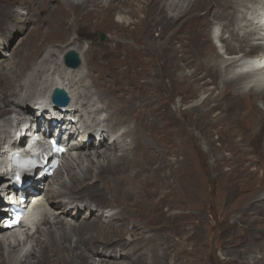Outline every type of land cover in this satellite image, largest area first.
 Wrapping results in <instances>:
<instances>
[{
    "label": "bare ground",
    "instance_id": "bare-ground-1",
    "mask_svg": "<svg viewBox=\"0 0 264 264\" xmlns=\"http://www.w3.org/2000/svg\"><path fill=\"white\" fill-rule=\"evenodd\" d=\"M65 2L74 10L73 16L65 13ZM263 20L264 0H0L1 44L8 42L14 31L26 28L28 31L22 45L28 44L30 34L40 31L49 38H56V33L63 32L64 38L54 44L69 42L77 46L75 40L65 39L71 31L82 33L81 27L96 30L103 26L109 31H134L112 37L111 52L114 54L125 55L134 46L140 57L157 58L159 62L155 67L158 65L159 69L163 68L165 57L171 58L175 65L181 63L179 68L176 67L175 80L171 79L172 74L162 75L168 77L170 83L164 86L162 81L164 96L168 99L169 92H174L177 87L184 92L192 88L200 91L198 94L202 95L198 101L186 108L180 106V115L190 112L182 130L189 137V132L197 129L211 143L215 142V136L223 148L227 147L233 162L235 176L228 189L221 190V197L229 209L218 222L215 241L222 247L225 255L222 259L226 264H264V66L260 60L254 63L256 68L252 69L251 65V70H246L242 62L244 56L261 48L264 28L258 23ZM159 22L164 25L162 38L169 37L168 41L160 42L153 35L152 26ZM179 33L180 42L176 39ZM78 37L74 35L73 39ZM26 47L25 54L28 52ZM88 50L94 52L85 49L79 69L65 68L64 72L61 60L64 50H61L56 63L61 73L54 79L44 73L45 69L54 67V59H51L54 51L48 52V59L40 58L39 64L27 75H14L20 68V72L24 69L25 62H14L10 66L4 64L6 59L1 60L0 159L8 152L5 142L7 128L17 119L36 115L34 110L38 107L32 103L36 94L50 98L55 88L68 90L71 102L78 106L81 128L85 129L80 139L76 137V146L65 156L62 168L47 180L50 181L43 191L31 197L34 200L43 197L40 205L45 209L35 230L26 224L23 239L11 240L12 231L0 235V264H169L170 247L162 253L155 252L153 246L149 257H142L143 252L142 256L133 257L143 238L163 237L170 245L174 231L168 232L174 228V218L169 212L159 218L152 216L150 219L148 216L150 220L143 231L141 225L136 224L138 218L128 213L130 209L136 214L138 209H119L118 205L110 208L109 202L115 194H131L136 198V192L139 193L136 202L144 205H154L156 196L180 198L183 203L187 201V163L190 162L189 159L186 161L187 154L175 160V167H170L168 159L158 161L152 148L156 144L151 126L159 114L149 116L148 113L151 110L156 112L154 89L162 85L155 81L161 75H110L108 65L96 68L89 64L85 57ZM33 62L27 63L28 70ZM94 70H101L104 75H93ZM150 70L146 69L144 74ZM180 104L183 105L182 99ZM46 111L40 112L43 126L48 123ZM63 116L66 120V115ZM201 121L210 126L212 136L209 130L204 131ZM89 130L98 133L87 139L85 134ZM35 132L39 134V131ZM96 136L99 144L91 141ZM182 141L179 139L178 144ZM157 143L156 150L164 155ZM209 146L205 152L212 160L207 162L216 180L220 165L218 153L216 150L211 153ZM154 160L158 162L151 168ZM156 165L160 170H155ZM64 171L68 178L63 177L56 183V178ZM7 174L0 173V190L1 184L9 181ZM221 180L216 181L224 183ZM41 182L38 175L32 178L33 186ZM52 185L56 187V196L61 198L60 206L54 205L48 195ZM234 205L237 207L231 212ZM3 206L4 200L0 202V208ZM77 208L91 210V219L83 216V221L76 223L72 213H76ZM179 210L178 218L184 217L186 211ZM227 214L229 217H224ZM165 220L167 224H164ZM129 223L135 224L131 226L134 233L128 232ZM125 231L128 240L122 239ZM135 232L139 233L138 236ZM132 234L134 238L130 237ZM191 237H183L182 243ZM205 248H208L207 242ZM183 254L186 255L184 249Z\"/></svg>",
    "mask_w": 264,
    "mask_h": 264
},
{
    "label": "rangeland",
    "instance_id": "rangeland-1",
    "mask_svg": "<svg viewBox=\"0 0 264 264\" xmlns=\"http://www.w3.org/2000/svg\"><path fill=\"white\" fill-rule=\"evenodd\" d=\"M12 1H15V0H12ZM63 9H65V13L67 15L73 16L74 10L70 7L69 3L65 2V6ZM40 14L43 15L44 12H41ZM161 24L162 23L159 22L152 26L153 35L157 38V40L159 41L161 40L160 42L168 41L169 37H167V39L162 38L161 32L164 29V25L163 24L161 25ZM80 30L82 31V33H76L74 31H71L65 37L66 40H70L71 38L72 40H75L76 42H78L77 46L70 45L69 42L64 43V44L59 43L55 45L54 43H57L58 39L64 38L62 36L63 32L56 33V36H57L56 38H49V36L45 37L44 32L37 31L36 34H30L29 42L26 45L27 47L25 45H22L23 43L22 41H23V38L26 37L27 35V33L25 34V32L28 30H26V28L23 31L16 30L14 31V33L10 35V40H8V42L7 41L3 42L2 40L3 43L1 44V40H0V50L1 48H3L2 52L0 51V67L2 65V62H1L2 59H6L4 64L5 65L10 64V66H13L14 62L15 63L22 62V64L25 62V64L22 66L24 69H22V71L20 72L21 70L20 68L18 72L14 75H27L31 71V69H33L34 67H36V65L39 64L42 58L48 59L49 51L50 52L54 51L51 56V59L52 60L54 59V67L44 70L45 75H48L51 79H54L61 73V71L58 70L59 67L56 66L57 65L56 63L59 61V55H60L59 52L61 50H64L67 52L69 49H75L80 54L83 52L81 55L83 57L85 49L87 50L89 48L90 50L94 51V52L89 53V50H88L85 55V57L89 59V64L96 68H101L103 65H108L107 69L110 71V75L111 73L112 75H161L155 82L157 85H162V81H163L164 86L165 85L169 86L170 83L168 81L169 78L165 76L162 77V75L172 74L171 79L172 80L176 79V69L181 66V63L177 62L175 65L174 61L171 58L165 57V63L163 65V68L159 69L158 65L155 67L156 63L159 62L157 58L147 59V58L140 57L138 51L136 50L134 46L131 47V50L129 48L125 55H117L111 52V46L113 45L112 37L118 36V34L121 32L134 33V31L132 30L121 31L118 29H112L113 31L112 30L109 31L103 26H99L98 29L96 28V30L81 27ZM100 32H103L105 34V36H103L104 37L103 41L101 37H99ZM180 34L181 33H179L178 36H176V39L178 38L177 40L179 42L181 39ZM74 35L75 36L78 35L79 37L77 39L76 38L73 39ZM58 42H61V41H58ZM25 47H26V50H28V52L26 53L28 55L24 53ZM15 49H19V51L17 52V50ZM13 52L14 54L12 56L11 54ZM29 56L32 57V59ZM33 59H35L34 62H33ZM168 59H169V62H168ZM32 62H33L32 68L30 67V69L28 70L27 63L30 64ZM170 62H173V63H170ZM118 66L120 67L118 68ZM62 67H63L62 72H64L66 67L65 66H62ZM169 68H170V71H167V69ZM146 69H151L148 72V74H144V71ZM163 69H165L167 73ZM68 72H71V71H68ZM178 72L180 73L181 71H179L178 69ZM97 74L104 75L101 70H98V71L94 70L93 75H97ZM163 85L159 88L154 89L155 95H156L155 97L156 103H154V106H155L154 109L156 110V112L151 110L148 113L149 116L152 114L154 115V113L159 114V117L155 118L153 121L155 124L151 126L154 136L152 132L150 134L153 136L154 143L156 144V145H152V148L154 150V153L157 159L159 158L158 161L162 159H168V163H170L169 164L170 167H175L176 166L175 160L182 159L185 157V154H187L186 161H188V159L190 160V162L187 163V175L189 174L188 187L186 190L187 201L186 203H183L180 198H176L174 200V199H167V198L164 199L159 196H156L154 199V205H144V204H139L136 202V198L139 197L138 192H136L137 194L136 198H132L131 194H128L129 196L131 195V198L127 196V194L124 195V193L122 195H117V194L112 195L111 194L112 199L109 202L111 203L112 206H110V208H113L115 206L117 207L118 205L119 209L121 207H125V208L129 207L131 209L134 207L138 209L139 212H137L136 214L132 212L130 209L128 210V213L133 214L135 215V217L138 218L136 224L141 225L143 231H146L145 229L147 227L146 224L149 222L150 219L153 218L152 216L154 217L158 216L159 218L161 215H164V212H167V213L169 212L168 214L174 218L172 222V224L174 225V228L170 230L168 234L173 231L175 232V229L177 231L175 233L173 232L171 243L169 242L170 245L166 244V241L165 239H163V237L153 236L150 238L149 237L143 238L138 250L134 252L133 257L137 255L138 256L143 255L142 257H149L151 255V247L153 246L156 248L155 252L159 251L162 253L165 251L166 247H170L171 249H170V254L168 257L169 264H220V263L226 264L224 263V259H222V257H225V255H223V252H222V247H220V244L216 243L215 241L217 240V235L219 231L218 222L221 221V218L223 217V215L226 214V210L229 209L228 205L224 204L223 197H221L223 195V193H221V190L222 189H223L222 191L227 190L229 183H231V181L233 180V177L235 176L233 175L234 170H232L233 162L231 160V157L229 156L230 152H228L227 147L225 148L222 147L221 143L218 142L219 140H217L215 136H214L215 142L211 143L209 140H207L206 135L205 134L201 135V132H199L197 129L191 130L189 132V137L186 136L182 130L185 119L187 115H190V112L188 111V113H185V115L182 116L180 115L182 113L181 108H186V106L188 107L191 104H193V102L198 101L200 99V96L202 95V94H198L200 93V91L196 92V89L192 88L191 90L189 91L187 90L184 92L180 87H177L175 88L174 92L172 93L169 92V96H168L169 98L167 99V96H164L163 94V89H164ZM173 85L175 86L176 84H173ZM46 87H48V84L46 85ZM139 87H140V84H138V90H139ZM195 92L196 94H193ZM181 99H182L183 105L180 104ZM149 122H150V117H149ZM202 127L204 128L205 132H208L209 130L208 133H210L211 136L213 135L212 131L210 130V126L203 125L202 123ZM121 128L124 129L125 126H122ZM167 130H170V132H168ZM167 133L170 136H168ZM6 136H7V133H6ZM7 139H8V136L6 137L5 140L8 141ZM97 139L92 138L91 141H95ZM164 139H166V141ZM179 139L183 140L181 144H178ZM157 142H159L160 144L158 146L162 147L164 151V155H160L158 153V150H156V146L158 144ZM96 144H99L98 140ZM208 146L210 147L211 153H213V151L215 150L218 153L217 160H218V164L220 165L218 167V176L215 179L217 180L221 178L222 179L221 182H224L222 184L214 180L211 170L209 169L210 166L208 162H211L212 159H209L205 152ZM0 150H2V148H0ZM158 161L154 160L151 168L153 167V164ZM164 169L165 168H163L162 170ZM155 170H160L158 168V165H156ZM67 176L68 174L66 171L60 173L58 177L56 178V183H57V180H59L60 182L63 179V177L67 179L68 178ZM52 186H50L51 190L48 195L52 198L54 205L57 203V206H60L59 204H60L61 198L56 196V192H55L56 187L55 186L52 187ZM136 186L138 187V185ZM159 202L160 204H158ZM132 204H136V206H133ZM108 207L106 208L108 209ZM231 207H232L231 208V212H232L237 207V205H234ZM180 208L186 211V214L182 218H178V215L180 213V210H179ZM57 209L59 210L60 207H58ZM72 215L75 218L76 223H78L79 221H83L82 220L83 216H85L87 220H90L91 215L93 214L91 210L84 211L82 209L79 210V208H77L76 213L74 211V214L72 213ZM148 216L151 218L149 219ZM135 217L134 219H136ZM224 217H229V215L227 214ZM138 221L139 222L141 221L142 223L141 222L139 223ZM47 223L48 221H46V224ZM167 223L168 222L165 220L164 224H167ZM132 225L134 226L135 224L129 223L128 232H133L134 228L133 229L131 228ZM152 232H154V230ZM125 233L126 231L123 233L124 235H122V239L127 238L128 240L129 235L126 236ZM138 234L139 233L135 232V235L138 236ZM133 236H134L133 234L130 235V237L134 238ZM190 236H192L190 240L187 239L185 243L183 244L182 238L183 237L187 238ZM132 240L134 239H131V241ZM205 242L208 243L207 249L205 248ZM183 249L186 251V255L183 254ZM141 253L142 255H140Z\"/></svg>",
    "mask_w": 264,
    "mask_h": 264
},
{
    "label": "water",
    "instance_id": "water-1",
    "mask_svg": "<svg viewBox=\"0 0 264 264\" xmlns=\"http://www.w3.org/2000/svg\"><path fill=\"white\" fill-rule=\"evenodd\" d=\"M81 64V60L79 54L75 51H70L66 55V65L71 68H77ZM53 100L54 102L58 103L59 105H66L70 98L68 94L62 89H55L53 92Z\"/></svg>",
    "mask_w": 264,
    "mask_h": 264
}]
</instances>
